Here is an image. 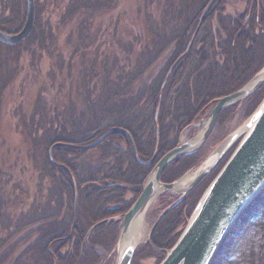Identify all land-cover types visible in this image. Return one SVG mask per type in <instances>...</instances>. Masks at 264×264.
<instances>
[{
  "label": "trees",
  "instance_id": "trees-1",
  "mask_svg": "<svg viewBox=\"0 0 264 264\" xmlns=\"http://www.w3.org/2000/svg\"><path fill=\"white\" fill-rule=\"evenodd\" d=\"M200 1L195 9L201 11L208 0ZM102 2L35 0L33 30L20 43L29 46L31 62L14 64L19 86L14 77V87H1L3 66H11L3 51L15 46L0 42V119L6 90L28 94L35 89L28 110L19 102L14 108L13 101L5 108L16 136L0 137V145L7 144L0 149V264H99L97 246L114 252L120 217L155 167L138 159L160 158L174 148L180 132L217 98L241 89L264 67V0L247 10L248 22L243 14H224L218 0L195 39L198 22L181 41L167 39V22L184 18L188 0L171 2L166 10H146L143 18L156 22L138 25L141 29L135 24L128 39L118 42L103 26ZM25 15L24 0H0V30L17 32ZM263 97L264 85L249 97L250 111ZM197 161L194 154L178 157L162 181L178 179ZM213 177L164 218L132 263L152 253L163 260ZM260 212L264 215V189L235 221L211 264H222ZM250 264H264V248Z\"/></svg>",
  "mask_w": 264,
  "mask_h": 264
},
{
  "label": "water",
  "instance_id": "water-1",
  "mask_svg": "<svg viewBox=\"0 0 264 264\" xmlns=\"http://www.w3.org/2000/svg\"><path fill=\"white\" fill-rule=\"evenodd\" d=\"M24 2L26 15L23 26L15 33H7L0 30L1 43L8 45L19 44L32 32L36 18V3L35 0H24ZM215 2L216 0H210L203 10L194 37L199 32L204 19ZM263 75L264 67L257 73V78L251 85H246L231 94L216 99L210 111V122L201 138V142L209 136L221 111L258 89L264 83ZM116 129L118 128L114 130ZM110 134L111 131H108L95 143H98ZM240 136L242 138L236 149L206 188L177 241L166 252L165 257L159 264H211L235 221L252 200L264 189V99L248 118L244 128H240L230 137L228 146ZM57 144L59 143L54 144L50 148V157L53 148ZM189 146L188 143L177 145L168 150L157 161L153 171L154 178L151 179V175L149 176L140 195L123 216L119 243L135 217L142 210L146 209L159 193L175 189V185L179 180L172 183H164L161 177L170 163L181 155L191 152L186 151ZM154 161L155 156L147 162L139 160L144 165H150ZM210 169H200L198 174L188 184L186 190H190L197 185ZM155 183H158L162 187V191L159 193L156 190ZM76 208L77 198L75 203ZM167 210L164 211V214ZM103 222L105 221L99 222L98 225ZM93 229L94 227L88 234ZM136 248L137 246H134L120 252L117 264H131Z\"/></svg>",
  "mask_w": 264,
  "mask_h": 264
},
{
  "label": "rangeland",
  "instance_id": "rangeland-1",
  "mask_svg": "<svg viewBox=\"0 0 264 264\" xmlns=\"http://www.w3.org/2000/svg\"><path fill=\"white\" fill-rule=\"evenodd\" d=\"M178 1L179 0H103L101 4V6H103L101 10L103 26L105 28H108V31L110 30V28L113 31L112 34L113 37L111 39L117 42L119 40L122 41L124 39H128V36H130V34L132 33L135 24H137L136 26L138 29H141V27L139 28L138 25H142V26L148 25V27H150L151 24L156 22L157 19H154L155 22H153L152 20L148 22L147 18H143V13L146 10L156 11V12L160 8L166 10L167 8H169L167 6L171 2H178ZM222 1H223L222 11L224 14L230 15L232 17H237L243 14L245 18H247V16L249 17V15H246L247 10H249L248 9L249 0H222ZM199 2L201 1L188 0V2H183V5L187 10L186 13L188 15H186L185 13L183 19L174 18V20H172L171 22L169 21L167 22V26L169 28L168 29L169 33L167 36L168 40L181 41L184 40L189 33H193L194 25H196L199 20L198 19L200 15L199 12L202 11V10L200 11V9L199 10L195 9V7L198 5ZM173 5H174L173 7L174 9L177 8L178 6L176 4ZM169 6L171 7V5ZM217 14L218 13L216 12L214 16L216 17ZM215 17H213L212 19H214ZM212 22H214L215 24L214 26L216 27L215 21ZM173 27H175L176 30L180 31V33L173 34L172 32L174 30ZM7 45L8 44H6V46ZM9 46H15L14 47L15 50L8 51V49H6L3 51V54H5L7 58L9 56V59H11V66H12L11 68V66L5 63L2 69V73L4 74L5 72V77L2 78L1 87L3 88L5 87V89L7 86L9 87L13 85L14 87V83H16V86L17 85L19 86V82L17 83V81L21 75L15 76L16 72L14 69L15 68L14 64L15 63L17 64V62H21V63L23 62L26 63V65H29L27 63L31 62V56H29L30 49H28L29 48L28 45L23 46L19 43L16 45H9ZM173 53L174 52H171L170 54ZM76 62L80 65V60H75V63ZM79 71H81V69H79ZM80 74H84L83 71H81ZM14 77L16 78V81L13 83ZM256 78H257V74L246 85L247 86L251 85ZM263 85L264 83L261 84L260 87ZM258 89H256L254 92H256ZM252 94L227 106L224 110L221 111L215 123V126L213 127L212 131L210 132L206 140L202 141L198 147L192 150H188L191 151L190 153L184 154V155H189V154L196 155V158L198 157L197 163L194 164L191 168H189L183 175L180 176V178L176 179L175 181L182 179L189 173H193L196 171L199 172V170L203 167L205 162L214 153L220 151L221 156L219 157V160H217V162L210 169V172L213 171L210 175L212 176L214 175L212 180L215 178V176L220 172V170L227 162L233 151L236 149L242 136L238 137L233 143L230 144V146H228V140H230V137L237 130H239L240 128L241 129L244 128L245 124L248 121V118L252 115V113L257 109V107L264 99L263 97L260 103L258 104V106L254 110L250 111L252 106L248 101H249V97ZM34 95H35V89H32L31 93L28 94L26 93L24 94L23 92L17 94L11 92L10 90L8 93L7 90L4 92V98L1 101L2 112L0 119L1 122L0 137H2L3 140L5 138H8V136H10L12 133L16 136L14 129L11 130L9 128L8 123L10 121L9 120L10 116H8L5 111V108L6 107L8 108V106L6 105H11L10 101L11 102L13 101L15 102L14 108H16L18 107L17 104L19 102L24 105L25 110H28L27 107L31 108L33 106V102L35 99ZM24 96H27V98H25ZM19 99L21 100L19 101ZM107 103L113 104L111 102H107ZM213 106L214 104L209 109H207L205 113L201 115V117L194 120L190 126H188L183 131L180 132L178 136L177 145L184 143L190 144L192 141L202 138L210 122V111ZM170 121L171 119H168V122ZM172 135H174L173 132ZM5 145H7L6 142H2V144L0 145V149H5L6 148ZM92 157L93 158L97 157V154L93 153ZM153 171L154 170H151L149 176L153 174ZM212 180L209 182V184L212 182ZM209 184L206 186V188L209 186ZM206 188L204 189V191L206 190ZM189 191L190 190H185L184 192H180L175 189H173V191H163L162 193L169 192L166 195L165 194L163 195L162 193L158 192L159 193L158 196L155 197V199L149 206V209L147 210L146 213V221L148 225V237L143 242L137 245L136 251L139 247L147 243L153 225L158 215L161 213L162 207L164 205L163 203H165L164 200L169 199L172 196H174L175 199H177L180 196L184 195V193L187 194ZM132 196H133L132 194H128L127 198H131ZM122 217L120 218L122 219ZM182 227L183 225H181L178 228V230H180ZM120 234H121V229L117 236L116 242L113 246L114 252H112V250L110 251L105 250L102 246H97L96 252L101 258L99 264H117L119 257ZM263 248H264V215L260 212L259 214L254 216L251 219L250 224L245 226L244 229L241 231L239 238L233 243L230 251L224 256L222 264H250L251 260L253 261L257 260V258L261 255ZM156 262H158L157 256L156 254L154 255L152 253L151 256L145 257L142 260H139L138 262L131 264H156Z\"/></svg>",
  "mask_w": 264,
  "mask_h": 264
},
{
  "label": "bare ground",
  "instance_id": "bare-ground-1",
  "mask_svg": "<svg viewBox=\"0 0 264 264\" xmlns=\"http://www.w3.org/2000/svg\"><path fill=\"white\" fill-rule=\"evenodd\" d=\"M262 77H264V75ZM258 78H261V77H258ZM200 143H201V138L198 140L192 141L189 144L190 146L186 151L192 150V149L198 147L200 145ZM220 155H221L220 151L214 153L205 162V164L203 165V167L201 169H209V168L213 167V165L217 162ZM197 172L198 171L193 172V173H189L188 175H186L185 177L180 179L175 185V190L180 191V192H184L186 190L188 184L192 180V178L195 177ZM153 178H154V175L152 174L151 179H153ZM155 187H156V190L158 192L162 191V187L158 183H155ZM153 200H152V202H153ZM151 203H150V205H151ZM149 206L146 209L142 210L135 217L133 222L131 223L129 229L127 230L126 234L123 236L122 240L119 243V253L124 251L127 248L137 246L139 243L143 242L148 237V225H147V221H146V213H147V210L149 209Z\"/></svg>",
  "mask_w": 264,
  "mask_h": 264
},
{
  "label": "flooded vegetation",
  "instance_id": "flooded-vegetation-1",
  "mask_svg": "<svg viewBox=\"0 0 264 264\" xmlns=\"http://www.w3.org/2000/svg\"><path fill=\"white\" fill-rule=\"evenodd\" d=\"M209 1L210 0H208V2L205 4L206 6H207V4L209 3ZM218 0H216V2H217ZM216 2L214 3V5L216 4ZM255 4V0H249V3H248V5H249V10H251V9H253V5ZM213 5V6H214ZM205 6V7H206ZM205 7L203 8V10L205 9ZM202 10V11H203ZM202 11L201 12H199L200 13V15H201V13H202ZM200 15H199V17H198V19L200 18ZM249 17H250V15H249ZM249 17L247 16V18H245V21L246 22H248V20H249ZM213 21H215V20H213ZM198 22H199V20H198ZM204 23V22H203ZM213 23V26L215 25L214 24V22H212ZM215 23H216V21H215ZM203 25V24H202ZM202 27V26H201ZM215 27V26H214ZM198 34V33H197ZM197 36V35H196ZM195 36V37H196ZM195 37H194V35L192 36V40H194L195 39ZM189 47H191V44H189V46H188V48ZM108 137V136H107ZM106 138V137H105ZM103 140V139H102ZM155 156V161L152 163V164H150V165H153L154 163L156 164L157 163V161L159 160V158H157V155L155 154V155H153L152 156V158ZM152 158H150L149 160H151ZM149 160H147V161H149ZM176 160V159H175ZM138 161H139V159H138ZM142 162H147V161H143V160H141ZM140 164H142V165H144L143 163H141V162H139ZM150 165H144V166H150ZM213 171H209V173H207L206 175H205V177L197 184V185H195L192 189H190V191H192V190H194L195 188H197L211 173H212ZM148 178V177H147ZM162 178V177H161ZM147 180V179H146ZM175 181V180H174ZM174 181H172V182H174ZM172 182H164V183H172ZM142 189H143V186H142ZM142 191V190H141ZM189 191V192H190ZM188 192V193H189ZM162 193V192H161ZM167 193H169V192H164V193H162L163 195L165 194H167ZM188 193L187 194H185L184 193V195H182V196H180L179 198H177V199H175V197L174 196H172V197H170L169 199H166V200H164L165 201V203H163L164 205H163V207H162V210H161V213L158 215V217H157V219H156V221H155V223H154V225H153V228H152V231H151V233H153V231H154V229L164 220V218L165 217H167V215L179 204V203H181V202H183V200L186 198V196L188 195ZM203 193V192H202ZM161 195V194H160ZM158 196V195H157ZM201 196V195H200ZM200 198V197H199ZM198 198V199H199ZM168 209V210H167ZM165 210H167V212L164 214V211ZM151 237V236H150ZM149 241H150V238H149ZM148 241V242H149Z\"/></svg>",
  "mask_w": 264,
  "mask_h": 264
}]
</instances>
